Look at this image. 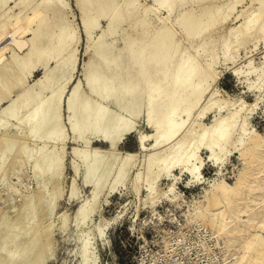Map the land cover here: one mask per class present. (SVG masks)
<instances>
[{
	"label": "bare ground",
	"instance_id": "obj_1",
	"mask_svg": "<svg viewBox=\"0 0 264 264\" xmlns=\"http://www.w3.org/2000/svg\"><path fill=\"white\" fill-rule=\"evenodd\" d=\"M253 1L255 0H250L251 3ZM154 2L156 6H144L139 0H73V5L79 11L80 30L85 40L83 51L85 58L81 66L79 65L81 77L77 81H72L79 64L77 52L80 35L78 28L68 20L67 9H70L68 7L71 2L0 0V141L4 140L5 143L3 146L5 151L3 152L1 147V154L7 153V156L8 151L12 149V142L16 139H19L17 142H22L20 138L30 139V143L33 140V143L35 140L40 141V146L36 145L38 149L35 153L33 149L32 151L28 149L33 154L26 152L30 146L26 145L28 146L26 148L24 144L28 143H25V139L23 145L19 142L21 147L25 146V151L18 150L17 142V147H13L17 151L26 152L28 159L33 157L31 168L35 170L34 173L40 172L41 177L59 182L62 167L64 168V164L62 165L64 151L59 148L60 146L58 149L55 146L59 144L63 148L67 139L61 114L63 103L72 139L77 143L81 142V146H71L73 156L80 162L71 159L73 160L71 169L77 176L82 166V182L91 189L90 196L78 201L76 208L75 224L83 226L97 209L98 198L104 187L108 185L109 191L107 189L106 191L112 192L117 185L124 184L130 169L136 164L138 151H124L118 146L128 134L137 130L141 114L144 115L143 121L150 126L151 132L138 133L139 149L146 150L145 156L142 155L144 169L136 170L132 180L135 183L140 179L144 181L146 197L150 201L157 194V181L162 176L171 179V182L166 190L160 192L163 191V195L168 196L167 199H174L177 196L178 192L175 194L174 188L180 174L173 173L174 168H179L180 172H187L190 176V180L187 181L201 182L203 179L201 169L205 161L219 167L228 155L239 152L245 166L235 180L228 183L225 179H220L210 184L205 191L203 203L199 205L197 200L195 201L197 205L194 206V213L196 218L205 220L211 227L217 229L224 238L221 239L228 248L227 251L235 252L233 254L236 257L234 256L233 260L228 259L229 264H264V132L249 127L246 114H241L246 107H250L251 113L257 102L247 104L245 100H241L239 107H235L238 101L231 102L217 97L218 90L215 84L221 73L215 68L219 62L216 49L210 47L204 40L198 43L195 53L187 49L180 50V40L176 38L174 29L176 23L182 26L187 37L200 34L218 21L225 20L236 1L226 6L203 5L198 13L193 7L183 9L173 20L170 19V14L181 0ZM161 8L166 13L165 16L156 15L161 24H151V18L146 15L147 10L158 12ZM243 13L244 20L229 30V33L235 35L237 48L250 38L258 37L264 41V0H260L256 10L248 11L246 7L240 12ZM128 18L132 20L130 24L132 34L126 32L122 37L123 45H117L112 35L121 22ZM104 20L106 25L103 27L101 23ZM97 28H100V32L94 35ZM230 48V41H225L222 60H231L234 63L231 73L239 76L242 72H254L255 80L249 84L248 89L254 86L253 84L261 88L264 83V70L253 63L252 57L236 66V55L230 54ZM24 50H26L24 53H20ZM39 69L43 70L42 75L31 80L30 76ZM70 83L72 87L65 93ZM225 107L227 111L222 114ZM211 111H215L213 119L210 124H205L202 119ZM12 117L19 120V125L16 124L14 129L12 128L13 131L9 123ZM197 126L200 127L199 132L196 130ZM93 140L104 142L106 145H93ZM148 140L150 143L147 144ZM49 143L51 144L49 148L53 145L58 151L47 148ZM202 149L207 152L206 159L199 154ZM21 152L19 157H22ZM10 154L6 158L12 161L10 164L14 170L12 175H16L21 169H19L21 163L24 165L23 162H27L28 159L25 156L24 159L27 161L21 160L22 158L21 161L18 158L13 160L10 159ZM2 156L0 155L1 163L4 160ZM3 157L5 158V155ZM10 167L6 166L7 171L10 169L8 172L12 170ZM42 168L49 173L48 178L46 175L42 176L46 173L41 171ZM36 177L39 175L36 174ZM44 177L40 181L36 180L41 183L45 180ZM46 182L48 180L43 182L44 190L39 187V191L42 189L44 195L47 191L46 185H49V183L45 185ZM71 182L69 198L77 195L75 179ZM40 185L42 186V183ZM135 186L136 191H139L138 185ZM58 187L60 189V186ZM49 189L54 193L53 187ZM60 192L62 191L57 192L58 197ZM32 195L31 193L30 196ZM40 195L35 196L39 198ZM47 195L48 200L44 199L47 201L44 202L46 208H54L56 195L50 194V197ZM28 198L30 201L31 197ZM41 198L36 200L43 201L44 196ZM103 202L106 203V199ZM32 209V214L30 212L29 214L33 216L36 210L34 209V212ZM45 210L48 209L44 208V212ZM60 213L62 211L58 213L57 218ZM65 217L62 218L64 221L61 227L66 226L65 219L68 217ZM112 219L106 221L100 219V223L103 221L106 227ZM103 222L99 225L96 223L99 236L104 233ZM52 224L51 222L49 225ZM50 226L47 225L49 228L45 231L44 238L42 237L43 249L40 247L41 250L37 253L33 250L36 248V242L40 240L32 236L38 232V226L32 228L31 239H26L29 241H26L28 244L24 243L27 247L24 249L22 247L25 252L27 250L30 253L33 250L34 257L32 260L28 259L34 261L32 264H40L41 260L44 258L42 260L44 262L47 257H44L47 251L45 248L46 246L49 248L48 243L52 242H49L52 230ZM16 228L15 226V230ZM21 228L24 229L20 226V230ZM12 230L15 231L14 228ZM12 230L9 231L10 234L19 236L20 233L15 231L17 233L15 234ZM5 232L9 233L7 230ZM220 234H217L218 237ZM16 236L14 238L17 239ZM85 236L80 240L79 246L81 263L95 264L98 257L95 255L97 251L94 252L96 246L93 250L91 246L93 240L89 241ZM6 238L10 243L9 237ZM7 241L4 242L5 245L9 244ZM17 247L20 249L21 245ZM22 249L16 253L9 252L8 258L6 256L8 260L1 259L7 261L5 264H23L31 257L30 255L27 257V252H24V256ZM3 251L8 253L5 248ZM48 252L53 256L52 251L48 249ZM225 261H222L223 264Z\"/></svg>",
	"mask_w": 264,
	"mask_h": 264
},
{
	"label": "rangeland",
	"instance_id": "obj_2",
	"mask_svg": "<svg viewBox=\"0 0 264 264\" xmlns=\"http://www.w3.org/2000/svg\"><path fill=\"white\" fill-rule=\"evenodd\" d=\"M68 1L71 2L70 6L68 7L70 9H67L68 20H70L72 24L74 23L73 25L78 28L77 30L80 35V39H79L80 43L78 42V52H77L79 56L78 57L79 64L72 79V81H77L81 77L80 66L81 63L83 62V59L85 58L83 54L85 40L80 30L79 11L73 5L74 4L73 0H68ZM139 1L144 6H148V5L156 6L154 0H139ZM234 1L236 2L233 5V10L230 11L229 15L225 20L218 21L213 26L203 30L200 34L190 35L187 37L185 35V31L183 30L182 26L176 23L174 24V29L176 31V38L180 40V45H179L180 50L187 49L190 52L195 53V48L197 47L198 43L204 40L208 42V45L210 47H214V49H216V53L219 56L218 58L219 62L216 64L215 68L218 72L221 73V77L217 80V83L215 84V87L218 90L217 97L230 100L231 102L238 101L236 105H234L235 107L236 106L239 107L238 104L241 100H245L247 104L257 102L255 109L251 113H249L250 107L249 108L246 107L243 108L241 114H246L249 121L248 124L249 127H253L257 129V131L263 133L264 132V83L262 84L261 88L255 87V84H253L254 86L248 89L249 84H252V82L255 80L256 77L255 73L242 72L239 76H237L231 73V67L233 66L234 63L231 60H227V61L222 60L223 44L225 41L229 40L231 45L230 54L236 55V60H235L236 66H238V64L244 63L248 58L252 57L253 63L264 70V57H263L264 41L262 40V38H258V37L254 39L250 38V40H248L245 44H242L237 48V46H235L236 45V40L234 38L235 35L229 33L231 27L236 26L238 23L244 20L245 14L244 13L240 14L241 10L246 9V7H248V11L256 10V7L260 5V0H255L252 3L250 2V0H199V1L181 0L180 4L174 6V9L170 14V19L173 20L178 15L179 12H182L183 9H187L190 7H193V10L196 13H198L199 10L201 9V6L203 5L219 4L221 6H226L227 4H230L231 2ZM14 11H17V9H14ZM165 14H166L165 10L162 8L158 10V12L156 10H147L146 12V15H148L151 18V24L153 25L161 24L160 21L157 19L156 15L165 16ZM131 21L132 20L128 18L123 22H121V24L117 27V31L112 35L114 38L113 40L117 45H123L122 37L126 32L132 34V28L130 26ZM101 24L104 27L106 25V21L105 20L102 21ZM99 32H100V28H97L94 32V35H96ZM25 51L26 50L21 51L20 53H24ZM42 72L43 70L39 69L32 76H30V79L32 80L38 76H41ZM71 84L72 83H70L69 86H67L65 93L72 87ZM257 97H259L260 99H257ZM64 108L65 107L62 103L61 114H62V120L65 124L64 129L66 131L67 139L64 144L65 146L63 147L64 150L59 144L57 145V147L55 146L56 149H58V146H60L59 148L62 149V151H64L62 152L60 150V152L64 154L63 155L64 158L62 160V165L64 164L63 165L64 168L62 167V171H61L62 174H60L61 177H59L60 180L58 179L60 183L55 182L53 180L52 181L49 180L52 178L45 179L46 177H44L43 175H46L47 178L50 175H47L48 173L47 171L45 170L43 171L44 168H42L41 170L43 172H46L45 174H42V176L45 179L42 181L44 182L48 180V182L44 183L45 185L49 183V185L48 184L46 185L48 187V188L46 187V190L48 191L49 188L53 187L54 193L52 192L51 189H49L50 193H48L45 190L46 191V192L44 191L45 195L43 192H41L45 189V187L43 188L44 186L43 182H41L42 183L41 186L40 185L41 183L38 182L37 180L40 181V179L43 177H41L40 172L38 174V173H34L35 172L34 169L32 170L31 167L33 166V162H32L33 157L31 156L29 157V159L27 157L28 154H33L36 152V150L38 149L37 148L38 145L41 143L40 141L35 140V143H33L34 142L33 140L30 143V139L24 138L26 140L25 142L23 138H20L22 140V142L19 141L20 144L22 143L21 145L24 144L23 143L24 140L25 143H28L24 145L30 146V148H27L28 146H26L27 150L30 149L32 151L33 149V153L30 152L29 150L26 151L28 152V154L25 152L27 155L24 152H21V151H25L24 148L25 146L21 147V145H19V142L16 141L19 139H16L15 141L12 142L11 151L13 153L11 151H8L9 154L11 152L10 159L13 160H16L17 158L19 160L21 158H22L21 160L28 159V161L26 160L27 162L25 161L23 162L24 165H22L21 163V166L19 167V169L21 168L20 169L21 171L18 169L20 173L19 171L18 173L16 172V175L20 174V176L17 175V177L21 179H18L14 174L12 175L14 171L13 168L10 167L12 161H9V159L6 158L9 156V154L6 156L7 153L6 154L3 153L5 151L3 147L5 145L4 140L3 142L0 141L1 143L0 150L1 147H3L2 148L3 154H1L0 151V155L1 156L5 155V158L2 156L4 160H2L1 158L2 163L0 161V164H2L0 165L2 166L1 168L2 170L0 169V172L2 171L0 173V248L2 247V249L0 250V254H1L0 259L4 258V260H8L7 258L10 254L9 252L13 253L15 251L14 253H16L20 249H22V247L23 249L24 247L26 248L27 245L25 246V244H28L26 242L28 240L26 239H31L30 235L33 234L32 228L37 226H38L37 227L38 232L32 236H34L37 240L38 238L40 240L37 241L38 243L36 242V248H34L33 250L34 252L36 251L37 253L38 251L43 249L42 246L44 245L42 244L43 241L42 239L44 238L45 231L49 228L47 227V225L50 226L49 224H51V222L53 224L50 226V228L52 227L51 228L52 230H51L49 242L52 241L53 243L52 242L51 244L48 243V245L50 246L49 248H47L46 246L47 249L45 248V250L47 251L44 257L46 256L47 257L44 262H42V260L44 259L43 258L40 264H84L81 263L82 257H80L81 253L79 254L80 252L79 246L81 244L80 240H82V238H84L86 234L88 236L86 235L85 237H87L89 241L93 240L91 241V246L93 247V250L95 249L96 246V250H94V252L97 251L95 255H98V257H96L97 263L95 262V264H223L226 256L227 258L225 264H229L230 262L228 259L233 260L236 257V255H234L235 254L234 251H227L228 248L225 246V243L222 240L224 239L223 236H221V234L217 231V229H215L214 226L211 227L205 220L203 221V219L200 220V218L195 217L196 215L194 213L195 210L194 206L197 205V203L195 202L196 200L199 205L200 203L201 204L203 203V199H204L203 197L205 191L210 187V184L215 183L220 179H225L228 183H232L235 180L238 173L245 166V161L239 155V152H232L230 155L227 156L224 163H222L219 167L213 165L209 161H205L201 169L203 175V179L201 182L187 181L190 180L189 174L184 171L180 172L179 168H174L173 173L180 174L178 175L180 178L177 180V183L175 185L176 187L174 188L175 194L178 192L176 194L178 197L176 196L174 199L171 198L167 199L168 196L165 194L163 195L162 192L164 191L165 188L167 189L168 184L171 182V179L162 176L157 181L158 184L157 186L158 191L156 192L157 197L155 196L154 199L150 201V199L146 197L147 191L145 189L144 181L140 179L135 183L132 180V178L135 176V173L137 172L136 170L141 169L140 171H143L144 169V165H142V163H144L143 156H145L146 150L139 149L137 142L138 133L142 131L151 132V128H149L150 126H147V124H145V122L143 121L144 115L141 114V116L138 119L137 130L128 134L126 138L118 146L120 149L123 150L138 151L139 154H137L136 157V161H135L136 164L130 169L124 184L117 185L115 190L112 192H108L109 191L108 185H107L108 187L107 186L104 187V189L100 192L101 196L99 195L98 198V207L100 206V208L97 207L94 213L91 214L92 216L91 215L89 216L91 220H89L90 218H88L83 226H77L75 224V216H76V208L78 201L90 196L91 189L89 187H86L82 182L83 167L82 166L80 167L79 172L76 174L77 176H75V174L73 173L74 171L71 169V164L73 160L76 161L78 160L77 162H79V159L73 156V153L71 151L72 149L71 146L72 147L74 145L81 146V142L77 143L72 139L71 129L67 124V118H65L67 117V114ZM226 111L227 110L225 107L223 108V111L221 113L225 114ZM20 113L22 114L23 110H21ZM214 114L215 111L213 112L211 111L202 119V121L205 124H210ZM13 119L14 118L12 117L10 119L11 122H9L11 124L10 125L11 129L12 128L14 129L16 124L19 125L18 122L19 120H17V118H15L14 120ZM196 130L199 132L200 127L197 126ZM9 138H11V136ZM93 141H92L93 145H100V146L106 145V143L101 141H97V140H93ZM16 142H17V146L19 145L18 150L21 151H17L15 147H13L16 146ZM146 143L147 144L150 143V140L146 141ZM32 146L34 147L31 148ZM49 146H51L50 143L48 144L47 148H49ZM13 148L17 152H15ZM52 148H54L53 145L49 149ZM55 148L54 150L58 151ZM19 152L22 153L21 154L22 157H19L20 156ZM12 154H14L13 155L14 158L11 156ZM199 154H201V157L203 159L207 158L206 157L207 152L205 149L200 150ZM25 156L26 159H24ZM71 159L73 160L71 161ZM6 160H8L9 162H6ZM3 164L4 166L6 164L7 168L10 167L12 168V170L8 172L10 169H8L7 171L6 166L4 168ZM4 172L6 176L4 175ZM8 173L10 174L8 175ZM36 174L37 176L39 175L40 178L36 177ZM73 179H75L77 195L73 198H69L68 196L70 193H68V190L70 191L71 189L70 187L71 184L69 183H72L71 180ZM37 182L39 185L37 184ZM53 182L55 184H51L52 185L51 186L50 183ZM57 183H59V185ZM135 185H138V187L140 188L139 191H136ZM58 186H60V189ZM39 187L40 188L42 187L43 190L40 189L39 191ZM61 188L62 189L64 188L65 190L63 189L64 190L63 191ZM106 189L108 191H106ZM160 190L163 191L160 192ZM55 191L57 192L62 191L60 192L59 197L57 196L58 193ZM40 192L41 194L43 193L42 194V198L44 196L43 201L36 200L41 198ZM31 193L34 195V197H32L33 195L30 196ZM46 193L49 194V197L50 194L56 195L55 206H53L54 208H46L47 201H44V199L48 200V195ZM104 194L106 195L104 196ZM27 195L31 197L30 200L31 202L28 201L30 198H28ZM35 195L37 196L40 195V197L37 198ZM33 198L35 200H33ZM105 199H106V203L103 202L105 201ZM199 200H201V202H199ZM152 201H154V203ZM31 206L33 208L37 207L34 208L36 212L34 209H32ZM30 208L32 209V211L34 210L35 212L33 216L31 215L32 213ZM44 208L48 210H45L44 212ZM61 211L62 213L64 212L63 214L60 213L62 217L59 214L57 218L58 213ZM29 212L31 214H29ZM30 215L32 217H30ZM64 215H66V217L68 218H66ZM100 216L102 218H100ZM63 217L66 218L65 227H61V223L64 221V219H62ZM103 217L105 221L106 219L113 218L110 223L106 224V227L104 226L105 224L103 222L104 221ZM100 219L103 220L102 222L104 228V233L102 236L98 235L99 233L97 229V226L102 223V222L100 223ZM19 225L24 229L31 228L29 229L31 230V232L29 230H24L22 228L21 231ZM208 225L210 226V228ZM15 226L17 228L19 227L18 228L19 230H17V228L15 230ZM9 228H11V230L14 228V230L17 231V233H20L18 234L19 236L14 235L17 237V239L14 238L13 233L10 234L11 230ZM4 229L5 231L7 230V233L9 231L10 232L6 234ZM15 231L12 230V232ZM17 233L15 232V234ZM5 234L6 236L9 237L10 243L8 242L9 240L7 241L6 236H4ZM9 234L11 235V237ZM217 234H220L219 235L220 237H218ZM1 236H4L5 238ZM21 237L23 241L21 240ZM3 238H4V242L7 241L9 244L5 245V243L3 242ZM12 238L17 242L15 243L12 242L14 241V240L11 241ZM1 243L3 244V246L5 245L4 248L5 250H8V253L7 251L6 252L3 251L4 248L3 246H1ZM19 244L21 245L20 249L17 247V246L20 247ZM13 245L16 246L12 247ZM48 249L50 250V252L52 251L51 254L54 253L53 256L49 254ZM32 251H30L31 253L30 254L29 251L27 252L26 250L28 255L26 256L29 257L30 255L31 258H27L23 264H32L34 262L31 261L32 257H34L33 254L34 252L32 253ZM24 252L25 250L22 252L23 255L25 256ZM4 260L1 259L0 264L7 263V261L4 262Z\"/></svg>",
	"mask_w": 264,
	"mask_h": 264
},
{
	"label": "crops",
	"instance_id": "obj_3",
	"mask_svg": "<svg viewBox=\"0 0 264 264\" xmlns=\"http://www.w3.org/2000/svg\"><path fill=\"white\" fill-rule=\"evenodd\" d=\"M125 138H126V137H125ZM125 138H124V139H125ZM137 142H138V136H137ZM138 146L140 147L139 143H138ZM122 150H123V149H122ZM124 151H126V150H124Z\"/></svg>",
	"mask_w": 264,
	"mask_h": 264
}]
</instances>
